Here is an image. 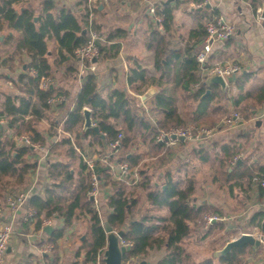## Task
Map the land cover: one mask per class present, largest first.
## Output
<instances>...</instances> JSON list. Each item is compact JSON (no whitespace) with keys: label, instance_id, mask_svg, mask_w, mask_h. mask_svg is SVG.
<instances>
[{"label":"crops","instance_id":"0c3cea01","mask_svg":"<svg viewBox=\"0 0 264 264\" xmlns=\"http://www.w3.org/2000/svg\"><path fill=\"white\" fill-rule=\"evenodd\" d=\"M46 1L23 0L13 4V7L17 11L31 10L34 19L37 20L44 13ZM49 1L52 3L51 12L54 15L64 8L73 13L78 20H80L83 12L84 14L87 12V10L83 11V8H89L88 0ZM152 2L157 11L164 8L170 9L172 20L168 29L164 28L163 22L161 26H158L147 11L148 4L139 0L92 1L90 4L92 21L99 35L97 42L101 46L99 49L100 56L94 64L95 69L90 70L76 55L74 57L67 56L64 61H60L58 43L55 39L50 38L46 40V44L47 59L51 64L52 74L46 78L51 81L49 87L61 88L68 93V97L64 99V104L67 109H71L76 94L87 75L91 73L95 76L97 91L100 95L106 96L114 89L126 91L134 99L136 109L140 113L144 111L152 125H155L157 120V116L150 110L153 96L166 88L168 91L175 92L180 115L186 119V124L191 122L198 128L204 125L209 126L210 132L206 134L193 135L191 138L179 139L174 143L161 142L166 147H162L161 151H154L148 140L141 139L137 135V140L129 147V150L132 154L141 155L138 167L142 168L143 166L142 169L151 177L155 187H164L165 173L175 171L179 164L187 163V170L184 173L194 176L196 180V191L191 196L190 202L195 206L201 204L211 206L217 210L212 213L217 214L220 220L207 226L204 225L203 220L198 226L191 225L192 230L184 240L183 246L187 240L200 235V238H197L198 240L196 239L195 242L198 244L205 241L211 242L210 251L213 255L200 258L196 264L206 258H211L215 264L217 258L220 257L217 252L223 248L226 242L237 238L242 233H250L255 237L261 233L257 223L251 222V217L257 211H264V195L260 193L256 183H251L247 177L234 178L232 176L229 180V176H231L232 171L234 172V169L238 170L236 163L245 164L252 173L258 176L264 174V101L258 103L255 99H242L236 106V101L241 99L244 94H253L259 88L264 89V17L261 16L264 0H153ZM190 2L194 4L200 2L202 5L193 7L189 5ZM254 2L256 3L255 10ZM216 14L230 21L234 25L235 31L225 42L213 45L205 66L211 67L216 63L234 62L240 65L241 72L235 74V77L230 81H226L225 88H222L213 83L207 85L205 83L206 74L199 69L196 72V82L188 85L186 80L182 78L188 74L184 65L187 55L186 46L198 37L191 39L190 33L192 30L198 29L200 24L203 26L209 18ZM83 30L86 32V27ZM152 32H157L163 37L165 52L160 62L162 68L165 60L174 62V58L172 59L171 56L173 51L179 53L174 66L170 64L176 69L169 72V79L166 78L167 75H162L161 67L155 66V51L152 47L147 46ZM17 34L19 33L10 29L6 23L0 30V45H2L0 50L5 52V60L8 62V65L1 63L5 68L2 66L0 68L5 69L6 72L0 73V80H7L6 82H9L13 90L11 94L0 93V98H2L0 107L4 96H21L24 94L15 80L25 67L24 64L22 66L20 64L28 63L30 56L24 51H16L13 47L14 40H11L10 43L3 41L6 40L7 36H16ZM108 36H111L110 39ZM196 40L197 43L192 49V57H194L196 50L201 47L203 38L198 37ZM152 44L156 45V41H153ZM16 61L20 67L17 71L13 66ZM135 64L146 68L151 77L161 81L160 85L157 82L149 83L147 86L139 82L130 85L127 76L129 69ZM11 72H15V74H10ZM201 84L206 86V91L209 90L208 93L211 92L212 86H216L223 95L221 99L215 96L211 101V105L218 108V113H214L216 119L210 125L207 123L195 124L190 119L205 96L206 91L196 100L193 97ZM238 84H242L241 89L238 88ZM135 87H140V91H137ZM242 107L250 110L247 119H241L230 127L220 125L223 112ZM84 108L91 111L89 107ZM61 116L60 110L53 105L52 110H48L42 118L35 122L37 129L46 137L47 142L57 141L61 134L67 135L61 127ZM47 121L49 125L46 124ZM3 122L4 119L1 118L0 124ZM111 122L118 126H124L122 117L111 120ZM213 126H216L214 130L210 128ZM86 130H83L82 121L79 139H75L74 134H71L74 147L85 163L87 160L91 162L98 158L97 152L100 150L98 145L89 146V138L84 136ZM48 133H51V136H48ZM9 135L17 140L15 133L9 132ZM17 143L19 142L17 141ZM225 143H229L234 150H239L234 156L227 159L223 169H219L216 164L205 162L200 158L204 151H219L220 146ZM44 151H48V147L40 144V147H34L32 154L27 157L29 161L34 163V167L26 175L24 185L18 189L0 190V226L7 221H11L13 224V233L6 251L4 264H46L47 258H52V245L47 242V239L52 232L62 228L61 218L55 217L49 222L44 220L41 227L36 228V219L30 218L28 221H24V215L28 208L27 200L20 204L15 211H11L7 203V197L17 192H26L27 197L33 194L41 196L44 190L50 186L51 181L47 176V156H43ZM235 156L237 159L232 162V158ZM60 158L66 159L65 156H60ZM112 177L117 180L115 174ZM141 180L137 168H130V175L125 182L130 189L135 190L134 197H139L144 205V213L141 214L140 218L134 219L139 220L144 216L154 214L167 216L166 209L155 210L147 201L146 190L137 186ZM113 190V185L100 183L97 207L102 213L107 214L109 212L105 206V199ZM129 220H131L130 215L127 217V221ZM215 223L220 224V226H214ZM47 226L52 227L50 234L43 230ZM88 228L89 221L82 217L64 229L62 237L57 240L56 264H74L76 261H81L84 252L80 245L87 236ZM45 246H50L47 252L42 251ZM262 247L247 245V250L250 248L249 253L259 259L260 263L258 264H264ZM78 251H80L79 257L77 256ZM158 251L165 253L160 259L168 254L165 248L161 247L148 249L146 255ZM186 252L191 258L192 255L189 250ZM247 254L241 256L242 261ZM145 262L147 264V261Z\"/></svg>","mask_w":264,"mask_h":264},{"label":"trees","instance_id":"16d2710c","mask_svg":"<svg viewBox=\"0 0 264 264\" xmlns=\"http://www.w3.org/2000/svg\"><path fill=\"white\" fill-rule=\"evenodd\" d=\"M21 1L23 0H0V30L6 23L10 29L19 33L16 36H7L6 40H3L4 43L14 40L15 50L24 51L30 56L28 63L20 64L21 66L24 64L25 67L15 80L24 94L4 96L0 107V119H4V122L0 124V190L18 189L24 185L26 175L34 167V163L27 159L32 154L33 148L29 145L18 144L17 140L9 135V132L15 133L17 137L27 133L32 142L48 147L47 176L51 184L44 190L43 195L33 194L26 198L28 207L34 211L32 218L36 219V228H40L44 220H53L55 217L62 220V228L52 232L47 239V242L52 245V258H47L46 264H56L57 240L62 237L66 227L82 217L89 221V228L87 237L80 245L84 257L80 262L76 261L74 264H89L101 258L106 246L104 221H107L114 231L124 230L122 239L132 243L126 249L122 262L140 257L146 254L148 249L163 247L168 254L159 259L156 264H191L190 256L186 252L183 242L189 236L192 226L201 224L203 216L207 212L217 210L203 204L195 206L190 202L191 196L196 191V180L194 176L184 173L187 170V163L179 164L175 171L166 172L164 187H155L151 177L142 169L143 167H138L141 155L132 154L129 150L138 135L141 139L148 140L154 151H161L165 146L156 139L158 131L186 124V119L180 115L175 92L163 88L153 96L150 110L157 116V120L155 125H152L148 121L146 113L144 111L140 113L136 109L134 99L126 91L114 89L106 96L100 95L97 91L95 76L90 73L76 94L72 108L67 109L64 99L68 97V93L65 90L49 86L42 89L39 86L42 77H49L52 74L51 64L47 59L46 40L53 38L57 41L60 61H64L67 56L74 57L75 51L86 44L88 40L87 31L83 32L87 25V12L85 14L83 12L80 20L64 8L54 15L51 12L52 3L47 0L44 3V13L35 20L31 10L17 11L13 7V4ZM253 6L255 10V2ZM83 9L86 11L87 7ZM157 13L163 16V26L168 29L172 20L170 9L164 8L158 10ZM150 35L147 46L152 47L155 51V66L162 68L160 62L165 52L163 37L157 32H152ZM204 35L205 24L203 26L200 24L198 29L192 30L190 38L194 39L198 36L202 39ZM110 37L108 36V39ZM196 39L186 46L187 55L184 65L188 74L182 78L188 85L196 82V72L200 69L195 57H192V49L197 43ZM153 41H156V45L152 44ZM96 45L101 49L99 42H96ZM171 56L172 59L174 58V62H177L179 53L173 51ZM171 62V60H165L162 68V75H167V79H169V72L176 69L173 67L176 62ZM4 64L8 65L6 60L3 61ZM32 68L35 70L33 74L30 73ZM127 80L130 85L137 82L144 86L154 82H157L158 85L161 83L159 79L151 77L149 71L139 64H135L129 69ZM237 86L242 88V84ZM135 89L140 91V87H135ZM210 90L211 92L205 94L190 117L195 124L207 123L210 125L216 119L214 115L218 113V108L211 105V101L215 96L221 99L223 95L216 86H212ZM205 91L206 86L201 84L193 94L195 100ZM57 96L63 99L53 105L62 114L61 127L67 135L61 134L57 141L47 142L46 137L37 129L35 122L42 118L48 110H52L53 105L48 103V99ZM242 99H255L258 103L263 102L264 89L259 88L253 94H244L241 99L236 101V106ZM84 107L91 109L92 119L98 126L99 132L104 135L102 138L93 129H87L84 134L89 138V146L98 145L100 148L97 152L98 158L92 161L91 169L79 156L71 140V134H74V138L77 140L80 137L79 130L82 126ZM249 112V109L242 107L223 112L221 118L238 113L242 119H247ZM120 117L123 118L124 126H118L111 122V120H117ZM119 131L123 132V138L119 151L113 153L109 150V143ZM48 136H51V133H48ZM238 150H234L229 143H225L220 146L219 151H204L200 158L223 169L227 159L234 156ZM60 156H65L66 159H62ZM103 158H106V161H103ZM117 162H126L130 168H137V173L142 179L137 186L146 190V199L154 209H166L167 216L154 214L144 216L139 220L127 221V217L136 206L137 198L134 197L135 190L130 189L125 180L113 179L110 164ZM236 164L238 170L234 169V172L230 173L229 180L232 176L234 178L247 177L251 183H256L260 193L264 195V187L259 185L264 174L258 176L252 173L245 164ZM92 173H95L100 183L114 186V190L105 199V206L109 212L104 215V218H102L103 215L98 207L87 198V191L91 188ZM251 222H256L264 235V211L255 212L251 217ZM216 225L220 226L215 223L214 226ZM249 252L250 248L247 250V246L234 247L226 255L218 257L215 264H240L241 256ZM79 253L80 251L77 253L78 257ZM199 264L214 263L211 258H206Z\"/></svg>","mask_w":264,"mask_h":264},{"label":"built area","instance_id":"2783aa9c","mask_svg":"<svg viewBox=\"0 0 264 264\" xmlns=\"http://www.w3.org/2000/svg\"><path fill=\"white\" fill-rule=\"evenodd\" d=\"M94 0H88V9H87V25L86 31L88 33V40L86 44L81 46L75 51L76 56L90 69H95V61L100 56L99 48L96 45L97 40L99 39V35L96 32L93 21H92V11L90 4H92ZM140 2L148 4L147 11L152 16L153 20L158 26H161L163 22V16L157 13L156 7L153 4V0H139ZM190 6L199 7L202 3L194 4L192 2L189 3ZM235 31L234 25L224 19L220 15H214L209 18L205 22V35L201 43V47L195 52L194 57L198 64L200 65V69L205 72L206 75L211 73H217L222 76L224 79L231 75H235L241 72V67L239 64L234 62H227V63H216L211 67H206L205 64L208 60L209 54L211 53L212 47L214 44L222 43L228 40ZM30 73H35V70L32 68ZM51 81L46 78L42 77L40 80V88L45 89L50 85ZM62 98L60 96L51 97L48 99V103L54 104L56 102L61 101ZM242 117L238 113H233L229 117H224L221 120V126L223 127H230L233 126L237 121L241 120ZM210 132L209 128L204 127H196L191 125L186 126H173L167 130H159L156 136V139L159 142L165 143H174L176 140L191 138L194 136H199L200 134H206ZM123 138V132L119 131L114 139L109 143V150L113 153L118 152L121 140ZM18 144L22 145H29L31 148L40 147V144L32 142L27 135H20L17 137ZM48 152L44 151L43 156H47ZM237 157L232 158V162L235 161ZM106 161V158L102 159ZM86 164L91 169L93 164L91 162H87ZM111 171L117 179L119 180H127L130 175V167L126 162H117L112 163ZM91 188L87 191V198L91 200L96 206L98 205V196H99V188H100V181L96 177L95 173L91 175ZM259 185L264 187V177L259 181ZM27 198L26 192H18L13 195L7 197V203L11 211H15L18 209L20 204L25 202ZM34 211L31 208H27L26 214L24 215V221H28L32 218ZM220 217L217 214H209L203 217L204 225L207 226L214 221H219ZM49 222V220H46ZM13 233V224L11 221H7L0 226V264H4V258L6 255L7 247L10 243L11 236ZM257 238L261 242V246L264 247V235L260 233ZM120 245L124 246L128 249L131 246V242L123 240L122 238L119 239ZM50 246H45L43 248V252H47ZM101 259V261H100ZM90 262L89 264H103L102 255L101 258Z\"/></svg>","mask_w":264,"mask_h":264},{"label":"water","instance_id":"95a60500","mask_svg":"<svg viewBox=\"0 0 264 264\" xmlns=\"http://www.w3.org/2000/svg\"><path fill=\"white\" fill-rule=\"evenodd\" d=\"M208 6V5H206ZM261 16L264 17V8L262 10ZM85 32V30H83ZM235 75H231L224 79L217 73H211L205 76V83L207 85L217 84L222 88H225L226 81H230L233 79ZM209 90L205 92L208 94ZM83 114V130L93 129L96 133H98L102 138L104 135L99 132V128L96 125L95 121L91 118V111L88 108H84L82 111ZM104 231L106 233V246L102 252V260L103 264H122V257L126 252V248L119 243V239L122 238L124 234V230L120 229L114 231L109 225L107 221L103 222ZM43 230L50 234L52 231V227L47 226L44 227ZM261 246L260 240L250 233H242L237 238L232 239L223 246L218 252V256L226 255L230 250L234 247H243V246ZM8 249V247H7ZM7 251V250H6ZM140 264H146L145 260H142Z\"/></svg>","mask_w":264,"mask_h":264},{"label":"rangeland","instance_id":"374dc122","mask_svg":"<svg viewBox=\"0 0 264 264\" xmlns=\"http://www.w3.org/2000/svg\"><path fill=\"white\" fill-rule=\"evenodd\" d=\"M2 32V31H1ZM4 33V32H3ZM1 36V35H0ZM3 38V37H2ZM2 45H0L1 47ZM3 48V47H2ZM5 52H1L0 50V66L1 63L3 64V61L5 60ZM8 64V62H7ZM13 66L15 67V71L19 70L20 67L19 65H17V61L15 62V64H13ZM3 67V66H2ZM8 67V66H6ZM5 68V67H3ZM2 72H6L5 69H1L0 68V73ZM15 74V72H11L10 74ZM7 80L3 79V80H0V93H8V94H11V92H13L12 90V86L9 84V82H6ZM2 98H0L1 100ZM53 117V116H52ZM53 119V118H52ZM49 125V122L47 121V123ZM45 125V124H44ZM47 125V126H48ZM188 126V125H191L194 127L193 124H191V122H188L187 124L185 125H182V126ZM173 127V126H172ZM204 128H208L209 126H206L204 125L203 126ZM212 128L213 130L216 128V126H213V127H210ZM38 144V143H37ZM119 151V150H118ZM87 162H90V160H87ZM143 167V166H142ZM18 193V192H17ZM137 205L135 207H133L132 209V212L130 214V217L131 219H134V218H140L141 217V214L144 213L143 212V203L140 201L139 197L137 198ZM100 213L102 216V218H104V215L105 213H102L101 210H100ZM209 214H215V213H212V212H207L205 215H209ZM204 215V216H205ZM203 216V217H204ZM203 220V219H202ZM200 236V235H199ZM199 236L195 237L194 239H189L185 242L184 246H185V249L186 250H189L190 254L192 255L191 258H190V262L191 264H196V262L202 258V257H205L207 255H213V253L210 251V248L212 247L211 246V242L209 241H205L203 242L202 244H198L196 243V239L197 238H200ZM87 237V236H86ZM198 240V239H197ZM193 243V244H192ZM262 252L264 250V247H262ZM165 254L163 251H158V252H152L150 254L147 253V255H143V256H140V257H137V258H134L132 259L131 261H127L125 262V264H140V262L142 260H145L147 261V264H155L156 261H158L160 259V257ZM259 255V254H258ZM257 256H252V253H248L247 255H245L243 261L242 259H240V264H258L260 263L259 262V259L258 258H255Z\"/></svg>","mask_w":264,"mask_h":264}]
</instances>
